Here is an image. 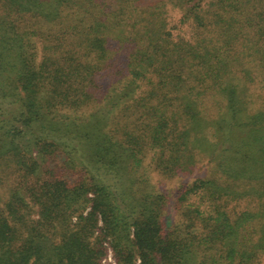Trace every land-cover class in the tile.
Returning a JSON list of instances; mask_svg holds the SVG:
<instances>
[{"label":"trees","instance_id":"16d2710c","mask_svg":"<svg viewBox=\"0 0 264 264\" xmlns=\"http://www.w3.org/2000/svg\"><path fill=\"white\" fill-rule=\"evenodd\" d=\"M5 173L0 264L263 263L264 0H0Z\"/></svg>","mask_w":264,"mask_h":264},{"label":"rangeland","instance_id":"374dc122","mask_svg":"<svg viewBox=\"0 0 264 264\" xmlns=\"http://www.w3.org/2000/svg\"><path fill=\"white\" fill-rule=\"evenodd\" d=\"M57 164V163H56ZM206 165L204 163H199L196 168L194 169L193 173L191 174H180V175H176L173 178L166 180L163 183H157L156 187L163 192L164 194H166L168 196V199L173 198V196L175 195L176 191L178 190V188L183 185L184 183L196 178V177H202L204 170H205ZM10 175H7V173H5L4 175H1V179H0V193L6 194L7 190H8V186H9V181H8V177ZM8 182V183H5ZM36 210V208H34ZM170 209V206L167 208V210ZM35 213V212H34ZM34 215V214H33ZM108 263H114L112 256L110 255V253H108V255L105 257V260ZM261 264H264L261 263Z\"/></svg>","mask_w":264,"mask_h":264}]
</instances>
